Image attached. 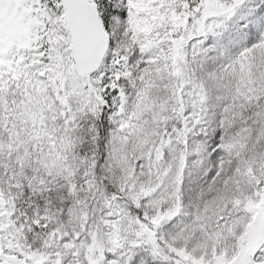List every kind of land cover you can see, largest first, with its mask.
<instances>
[{
	"label": "snow or ice",
	"instance_id": "1",
	"mask_svg": "<svg viewBox=\"0 0 264 264\" xmlns=\"http://www.w3.org/2000/svg\"><path fill=\"white\" fill-rule=\"evenodd\" d=\"M0 264H264V0H0Z\"/></svg>",
	"mask_w": 264,
	"mask_h": 264
}]
</instances>
